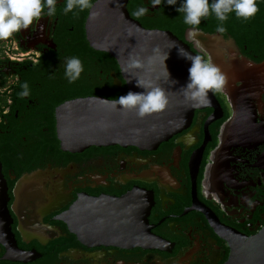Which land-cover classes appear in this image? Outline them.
Listing matches in <instances>:
<instances>
[{
	"label": "flooded vegetation",
	"instance_id": "af4514ba",
	"mask_svg": "<svg viewBox=\"0 0 264 264\" xmlns=\"http://www.w3.org/2000/svg\"><path fill=\"white\" fill-rule=\"evenodd\" d=\"M179 2L129 0L127 9L144 27L169 30L211 58L226 76L224 91L215 93L223 111L209 123L214 108L196 109L186 129L155 148L61 149L56 108L79 90L100 86L111 93L123 84L114 70L97 71L99 57L83 48L85 40L91 47V7L65 13L66 0H56L54 16L42 14L0 40V161L19 250L0 243V264H224L230 254L224 229L253 235L264 226V67L242 69L248 62L264 66V0H256L259 11L248 20L230 13L220 22L210 14L195 27L184 23ZM220 23L224 33L216 31ZM73 56L83 71L69 83L64 61ZM247 74L259 93L244 104L240 130L253 135L226 144L223 133L236 113L228 92L242 87ZM25 82L29 94L21 97ZM131 192L145 196L129 208L150 203L147 222L161 240L156 247L85 242L61 219L75 202L90 208L96 199L108 203L107 217L111 199Z\"/></svg>",
	"mask_w": 264,
	"mask_h": 264
},
{
	"label": "water",
	"instance_id": "95a60500",
	"mask_svg": "<svg viewBox=\"0 0 264 264\" xmlns=\"http://www.w3.org/2000/svg\"><path fill=\"white\" fill-rule=\"evenodd\" d=\"M128 1L96 0L86 20L87 39L95 50L108 52L118 61L128 92L145 91L137 86L139 79L145 84L165 90L168 104L163 111L140 118L135 111L122 110L119 108L121 106L115 105L114 99L104 96L91 95L67 100L56 108L57 135L64 151L81 152L90 146L116 144L155 148L172 135L186 129L191 124L196 109L214 108L209 123L222 115L223 110L215 93L209 91L206 100L201 102L203 98L193 100L190 96L186 97L182 89L188 82L191 62L179 55V48L192 55H201L188 42L169 30L144 27L131 17L127 9ZM130 57L139 60L140 66H129ZM262 67L264 66L248 62L242 69L253 72L261 71ZM116 79L119 81L117 77ZM253 83V76L247 74L242 87L228 92L236 113L223 133L222 140L226 144L243 142L253 135L240 130L243 126L241 119L246 110L244 104L259 93ZM199 161L200 157L196 164ZM137 193L131 192L111 199V212L107 217H103L102 212L106 210L108 203L103 199H96L91 202L90 208L75 202L61 219L67 221L70 230L85 242L108 241L156 247L161 244V240L153 235L147 222L150 203L147 208L133 203L129 208V201L145 196ZM9 200L0 161V243H8L12 252L19 253L12 231L13 217ZM140 221L142 226L137 227L136 224ZM223 232L230 247L229 257L224 264H264V226L253 235L231 229H224Z\"/></svg>",
	"mask_w": 264,
	"mask_h": 264
},
{
	"label": "clouds",
	"instance_id": "9594fccd",
	"mask_svg": "<svg viewBox=\"0 0 264 264\" xmlns=\"http://www.w3.org/2000/svg\"><path fill=\"white\" fill-rule=\"evenodd\" d=\"M162 0H156V3ZM56 0H0V40H7L14 33L21 29H28L34 21H39L42 14L47 17L55 15ZM167 5H176L177 0H166ZM155 6V5H154ZM91 7L89 0H66L65 13L79 8L83 11ZM45 9L47 11L45 12ZM183 14L186 25L198 26L202 18H207L213 14L220 22L228 19L230 13H234L237 18L248 20L259 11L256 0H180L176 9ZM141 12L143 9L140 10ZM216 31L224 33L226 31L223 23L217 25ZM179 55L191 62L188 69V82L182 89L185 95L193 100L203 98L206 100L209 91L223 92L226 85V76L216 66L211 58L204 59L198 55L187 53L183 48H179ZM167 58V57H166ZM139 67L140 61L130 57V65ZM83 71L82 61L78 57H69L64 61V76L69 83H74L79 79ZM169 76V73H168ZM175 83V81H173ZM137 86L145 89L143 92L129 91L126 95L114 99L115 105H119L122 110L135 111L140 118L153 113L163 111L168 104V97L165 90L156 86H151L137 80ZM23 91L19 93L21 97L29 94L28 84L25 82L21 86Z\"/></svg>",
	"mask_w": 264,
	"mask_h": 264
},
{
	"label": "trees",
	"instance_id": "16d2710c",
	"mask_svg": "<svg viewBox=\"0 0 264 264\" xmlns=\"http://www.w3.org/2000/svg\"><path fill=\"white\" fill-rule=\"evenodd\" d=\"M96 0H91V3H93ZM85 44L83 45L84 49H89L92 53H95L99 57L100 66L97 68V71L103 70L104 73L108 74L110 70H114L117 74V76L122 80L123 84L122 86H115L114 91L111 93L106 92L104 88L100 86L93 87L91 90H79L76 92V94L72 95L73 97H83V96H90V95H97V96H104L109 99H115L119 96L126 95L128 93V87L126 84V81L124 80L121 69L119 66L118 61L108 52L105 51H97L94 50L92 47L88 45V42L85 40Z\"/></svg>",
	"mask_w": 264,
	"mask_h": 264
}]
</instances>
